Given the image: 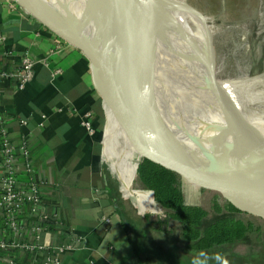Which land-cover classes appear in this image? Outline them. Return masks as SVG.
Returning a JSON list of instances; mask_svg holds the SVG:
<instances>
[{
    "label": "crops",
    "instance_id": "crops-1",
    "mask_svg": "<svg viewBox=\"0 0 264 264\" xmlns=\"http://www.w3.org/2000/svg\"><path fill=\"white\" fill-rule=\"evenodd\" d=\"M185 2L194 6L189 0ZM10 5L0 0V71L17 68L29 52L36 61V73L24 89H19L14 80L0 82V117L12 116V137L20 138L23 133L27 136L44 203L61 222L51 220L56 228L42 234L41 242L48 240L56 246L72 241L76 248L62 255L63 264H145L122 213L133 211L143 219L130 205L134 197L125 198L129 188L146 189L138 179L143 137L129 121L137 118L129 116L108 94L110 101L103 98L94 84L92 62L81 50L22 8ZM200 12L202 19L185 10L180 23L174 24L169 8L159 25L163 31L153 57L163 48L174 56L177 66V59L184 57L181 47L174 44L188 45L189 56L184 58L187 66L192 68L194 61L197 67L207 65V49L201 46L205 45L203 36L208 35L217 72L213 30L208 15ZM156 14L154 4L148 20L156 19ZM143 25H131L129 30L142 29ZM164 33L178 42L162 38ZM251 34L258 35L254 30ZM197 42L201 46H196ZM257 44L262 47L260 41ZM143 48L149 50L146 45ZM22 118L27 125H20ZM87 121L92 129L85 124ZM152 132L170 144L158 131ZM183 160L190 161L186 155ZM146 206L151 212L161 209L158 203ZM30 216L26 238L31 241L38 217ZM47 253L20 251L22 264L35 260V264H42Z\"/></svg>",
    "mask_w": 264,
    "mask_h": 264
},
{
    "label": "water",
    "instance_id": "water-1",
    "mask_svg": "<svg viewBox=\"0 0 264 264\" xmlns=\"http://www.w3.org/2000/svg\"><path fill=\"white\" fill-rule=\"evenodd\" d=\"M15 1L45 27L49 28L68 43L81 50L91 60L94 70V84L106 101L110 100L107 92L103 88L100 76L104 79L108 88L110 87V92L112 93V96H114L117 104H119L123 109L135 111L148 108L151 110V113L160 118L168 127L173 129H179L181 125L189 123V137L192 139L196 149L199 151V155L196 159L202 166L209 162H215L221 159L237 160L244 163L245 166L242 169L238 168L232 170L226 178L223 176L213 177L211 169L207 167V165L204 173L193 161L182 163L175 151L169 145L157 138H154L152 132L153 126L149 121L143 117L134 120L127 116L133 126L140 130L143 137L141 161L144 159V156L151 151L162 153L165 160H167L177 175L181 179L192 183H210V181L206 178L207 175L222 183H234L239 179L241 172L246 169H249L252 174L264 182V165L248 140L244 136L243 138L235 141L229 140L233 134L240 130L239 124L227 123L216 125L214 126L213 139L211 141L206 140L205 135L208 126L210 107L206 98L197 91L179 81L171 84L168 89L170 97L194 107L196 110L195 114L179 112L169 115L162 111L160 106L149 100H138L134 99L133 96L128 97L125 94L127 89L140 90L148 93L154 91L160 82V74L158 75V73L156 74L137 63L125 60L120 56L110 54L97 47L87 31V17L85 16L83 9L76 8L75 4H72V2H68L67 4H63L61 1L54 2L49 7L51 10L49 15H45L37 8L36 5L30 2V0ZM185 1L186 0H153L157 8L156 19L153 18L142 29L132 30L133 32L128 30L127 33L131 35H129V37L127 36V33H122V28L119 25L117 26V20L106 12V30L109 29L110 31L120 35L122 40L125 42L127 49L130 50L131 53L138 52L140 55L152 59L155 48L154 45H157V39L161 37V32L163 31L160 29L159 25L169 8H171L173 12L177 11L182 16L186 10L193 14L195 18L202 19L203 16L200 10L190 4L188 6ZM57 18L67 19L69 25H64L59 22ZM172 19L174 20V24H179L182 17H178V22L177 17ZM143 31H145L146 39L141 41L140 36ZM201 38L202 36L199 35L198 39L200 40ZM203 38L205 39L204 42L207 49V65L197 67L195 65L196 61H194V65L190 68L192 69V74L196 77L221 80L215 72L213 46L211 45L210 37L205 35ZM191 43L193 44V42ZM144 45H146V47L148 46L149 50L143 48ZM199 45L200 42H197L196 46L199 47ZM187 46L188 45L179 46L181 47L180 53L184 58H188L189 56V48ZM218 188L222 190L224 202L221 204H224L227 201L237 202L240 206L245 208L246 213L264 217V213L241 197L237 196L232 191L227 189L225 190L220 187Z\"/></svg>",
    "mask_w": 264,
    "mask_h": 264
},
{
    "label": "bare ground",
    "instance_id": "bare-ground-1",
    "mask_svg": "<svg viewBox=\"0 0 264 264\" xmlns=\"http://www.w3.org/2000/svg\"><path fill=\"white\" fill-rule=\"evenodd\" d=\"M60 1L63 4L72 2V4H75L76 8L83 9V0H30V2L36 5L37 8L45 15H49V13L51 12L49 7L52 3ZM83 12L87 17V31L89 32L90 38L97 47L107 51L110 54H115L125 60L137 63L156 74L158 73V75L160 74V82L158 83V87L156 89L154 88L155 92L152 91L148 93L140 90L127 89L125 94L128 97L133 96L134 99L149 100L160 106L162 111L169 115L179 112H188L190 114H195L196 110L194 107L188 104H184L173 97H170L168 93V89L171 84L176 81L182 82L205 97L209 103L210 112L207 131L205 135L206 140L211 141L213 139L214 126L216 125L227 123L239 124L240 130L233 134V136H231L229 140L235 141L243 138L244 136L253 147L255 153L264 165L263 70V72L259 73L256 76L251 77L250 75L247 77L234 79L211 80L209 78L190 76L182 72L173 70L171 67H168V63L162 62L161 60V64H157V57H153L152 59H150L149 57L140 55L138 52L131 53L130 50L127 49V46L120 35L110 31L109 29L106 30L107 27H105V25H102L99 22L95 21L87 14L86 11L83 10ZM57 20L64 25H69L67 19L57 18ZM167 36L164 33L163 38L168 40L170 39V43H172L171 41L176 40L170 35L168 37ZM176 41H173V43ZM150 60L156 61V63ZM100 80L109 97L117 104L114 96H112V93L110 92V87L108 88L106 82L101 76ZM126 111L129 115H134L136 118L143 117L144 119L149 121L150 124L160 134H162L167 139V141L170 142L172 146L166 142L164 143L169 145L175 151L176 155L182 163L184 160L179 157L177 150L179 152H183L187 157H189L190 161L198 163L202 167L201 170H203L204 173L206 171L207 165V167L211 169L213 177L223 176L226 178L232 170L238 168L242 169L245 166L244 163L233 159H221L215 162H209L202 166L196 159V157L199 155V151L196 149L192 139L189 137V123L181 125L179 129H173L168 127L160 118L151 113V110H149L148 108L135 111ZM206 178L210 182H214L218 185H220L221 183L232 188L237 184H240L242 185L241 188L243 191L264 198V182L259 180L257 176L252 174L249 169L243 170L239 179L234 183H222L214 180L208 175ZM249 185H251L253 190L249 188ZM224 189L229 190L226 187H224ZM259 210L264 213V208Z\"/></svg>",
    "mask_w": 264,
    "mask_h": 264
},
{
    "label": "trees",
    "instance_id": "trees-1",
    "mask_svg": "<svg viewBox=\"0 0 264 264\" xmlns=\"http://www.w3.org/2000/svg\"><path fill=\"white\" fill-rule=\"evenodd\" d=\"M3 117L10 123L11 115ZM138 179L146 189L154 190V199L161 209L153 212L162 213L164 209L171 220L181 225L180 238H177L162 221L153 220L149 215L142 219L133 211L123 210L130 238L145 264H194L197 260L202 264H216L211 259L216 254L229 264H264V248L259 249L260 243L251 244L248 253L242 256L234 250L240 243H249L251 232L255 230L254 223L239 217V213H246L243 206L233 201L221 204L217 200L215 216L211 218L204 207L187 203L182 180L162 153L151 151L144 156L138 167ZM236 194L256 208H264L263 197L245 191ZM30 217L27 214V219ZM44 224L50 230L56 228L54 221L47 220ZM262 245L264 247V242ZM202 251L210 259L205 261L200 256ZM5 255L17 263L23 262L19 250L0 249V258ZM0 264L9 263L0 259Z\"/></svg>",
    "mask_w": 264,
    "mask_h": 264
},
{
    "label": "rangeland",
    "instance_id": "rangeland-1",
    "mask_svg": "<svg viewBox=\"0 0 264 264\" xmlns=\"http://www.w3.org/2000/svg\"><path fill=\"white\" fill-rule=\"evenodd\" d=\"M189 1L194 7L200 9L209 17L217 52L218 69L216 74L218 73L220 79H234L250 75L252 77L264 71V0ZM16 4L18 3L16 2ZM83 7L87 9V14L91 18L95 21H99V23L103 25H105V14L107 12L111 17L117 20V26L119 25L122 28L121 30L124 34L128 32L131 25L133 28H136L144 23L143 26L145 27L147 24L146 22L151 21L148 19L152 17L154 11L153 0H93L91 2L89 0H83ZM20 8L22 7L20 6ZM173 14L172 18L177 17V22L178 17H182L177 11L173 12ZM172 21L174 22L173 19ZM252 30L256 31L258 35H252ZM129 35L130 34L127 33L128 37ZM163 36L164 34L162 38ZM145 39V31H143L140 40L144 41ZM259 41L262 47L258 46L257 43ZM174 45H176L175 47H179L177 44ZM203 46H205L204 43L201 47ZM155 57H157V64L159 65L161 64L160 60L162 62L166 61L169 64L168 67H171L173 70L194 76L192 74V69L187 66L188 63L184 58L177 57L176 66L174 56L168 55L163 48L157 51ZM150 61L156 63V61ZM125 112L127 113L126 110ZM132 117L135 116L133 115ZM152 129L157 131L154 127H152ZM177 152L179 157L183 159L185 154L178 150ZM196 164L201 170L202 167L198 163ZM201 171L203 172V170ZM181 180V188L184 192L186 202L204 207L210 212L211 218L214 217L215 201L218 200L220 203L224 202L222 190L218 188L224 189V184L220 183V185H218L214 182H210L212 184L208 182L199 184L183 179ZM227 187L232 190V192L235 191V194L238 192L244 193L241 188L242 185L240 184H237L233 188ZM249 188L252 189L251 185H249ZM236 195L239 196V194ZM130 205L133 206L134 211L138 214V207L133 203ZM147 215L151 216L153 220L162 221L166 224L167 229L172 230L177 238H180L181 225L179 222L171 220L166 210L163 209L162 213L148 211L143 215V218ZM238 215L246 222L254 223L255 230L251 232L249 243H240L234 250L238 251L239 255L247 254L251 244L256 246L258 243L261 244L259 249H263L264 217L248 213H239Z\"/></svg>",
    "mask_w": 264,
    "mask_h": 264
},
{
    "label": "built area",
    "instance_id": "built-area-1",
    "mask_svg": "<svg viewBox=\"0 0 264 264\" xmlns=\"http://www.w3.org/2000/svg\"><path fill=\"white\" fill-rule=\"evenodd\" d=\"M6 1L14 8L20 7L15 0ZM35 64V59L26 52L20 66L0 71V82L14 80L19 89H24L35 76ZM19 123L21 126L27 125V120L22 118ZM89 123L85 122L88 127ZM0 142V249L48 251L42 264H63L62 255L76 246L72 241L56 246H51L48 240L41 242L42 234L51 233L44 222L60 220L56 214H50L44 203L41 184L34 176L35 167L27 136L23 133L20 138L13 139L12 126L0 117ZM27 214L38 217L32 228L34 239L31 241L26 238ZM0 259L9 264H20L6 255Z\"/></svg>",
    "mask_w": 264,
    "mask_h": 264
},
{
    "label": "clouds",
    "instance_id": "clouds-1",
    "mask_svg": "<svg viewBox=\"0 0 264 264\" xmlns=\"http://www.w3.org/2000/svg\"><path fill=\"white\" fill-rule=\"evenodd\" d=\"M134 197L133 203L134 205H139L138 207V213L143 216L145 215L150 207H147L148 205H156V201L154 199V190L152 189H145L140 191H134L131 188L128 189V191L125 193V198ZM201 257L205 258V261L210 259L208 255L205 252L200 253ZM211 259L216 261V264H229L228 260L223 258L220 254H216L214 257H211ZM194 264H202L201 261L197 260L194 261Z\"/></svg>",
    "mask_w": 264,
    "mask_h": 264
}]
</instances>
